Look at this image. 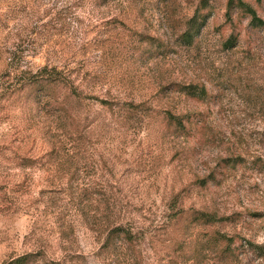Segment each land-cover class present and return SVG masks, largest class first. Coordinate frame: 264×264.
Listing matches in <instances>:
<instances>
[{
    "label": "rangeland",
    "instance_id": "obj_1",
    "mask_svg": "<svg viewBox=\"0 0 264 264\" xmlns=\"http://www.w3.org/2000/svg\"><path fill=\"white\" fill-rule=\"evenodd\" d=\"M242 2L259 22L227 0H0V264H264V0Z\"/></svg>",
    "mask_w": 264,
    "mask_h": 264
},
{
    "label": "trees",
    "instance_id": "obj_2",
    "mask_svg": "<svg viewBox=\"0 0 264 264\" xmlns=\"http://www.w3.org/2000/svg\"><path fill=\"white\" fill-rule=\"evenodd\" d=\"M236 2L239 6H243L245 7V10L250 14V16L252 17V21H256L259 22L257 20V17L254 13V11H252L247 5H245L242 0H227V5L228 8H230V6L233 5V3ZM46 69H44L45 71ZM42 70L39 72V74H36L35 76L40 77V78H36V81L32 82L30 85L28 86H34L36 84V86L40 87L39 91L42 92V95H46L48 92H52L55 88L59 87V79H54L50 76H47L48 74H41ZM187 93L190 94L191 96L195 97L197 89L195 86H188L187 87ZM169 119L172 120L174 122L175 125H177V127L179 129H181L182 131H184L185 127L183 125L182 119L181 118H175L172 115H168ZM205 221H209L212 220L213 218L212 216H208V215H201ZM117 235H121L123 236V240L127 241L130 243L131 239L129 240V236L130 233L129 231H125L122 228H114L111 230V232L108 235V240H112V238L115 236L117 237ZM40 260H45L43 259V257L36 255V254H25V255H21L15 258H12L10 260H8L7 262H5L4 264H38L37 262H40ZM48 264H56V262H49Z\"/></svg>",
    "mask_w": 264,
    "mask_h": 264
}]
</instances>
